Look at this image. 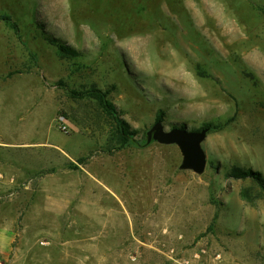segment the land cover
<instances>
[{"label": "rangeland", "instance_id": "374dc122", "mask_svg": "<svg viewBox=\"0 0 264 264\" xmlns=\"http://www.w3.org/2000/svg\"><path fill=\"white\" fill-rule=\"evenodd\" d=\"M0 14L20 28L0 19V94L55 89L83 145L58 176L15 179L0 160V264H264V0H0ZM93 87L139 141L161 112L166 129L234 119L209 130L198 174L177 144L122 146L98 99L67 90Z\"/></svg>", "mask_w": 264, "mask_h": 264}, {"label": "crops", "instance_id": "0c3cea01", "mask_svg": "<svg viewBox=\"0 0 264 264\" xmlns=\"http://www.w3.org/2000/svg\"><path fill=\"white\" fill-rule=\"evenodd\" d=\"M10 85L9 91L0 94V160H7L4 162L16 171L15 179L24 177L30 180L35 177V172L42 174L50 170L52 176H58L68 159H71L68 165L75 161L74 145L78 143L83 146L77 133L66 134L55 127L57 114L64 105L62 96L41 82L36 86L28 82L17 87H14L16 83ZM66 118L71 126L76 125L75 119ZM80 158L82 157L78 158L76 168L85 171L82 184L84 183L86 192L90 193L92 186L97 191L95 199L102 200L103 197H98V179L88 166H80ZM91 177L94 179L91 180ZM104 187L113 191L108 185Z\"/></svg>", "mask_w": 264, "mask_h": 264}, {"label": "trees", "instance_id": "16d2710c", "mask_svg": "<svg viewBox=\"0 0 264 264\" xmlns=\"http://www.w3.org/2000/svg\"><path fill=\"white\" fill-rule=\"evenodd\" d=\"M0 19L3 20L5 23H7L15 31L16 34L20 33L19 24L17 23V21L13 19L11 15L0 14ZM53 41L55 42L56 40H53ZM58 46L61 51L67 54H70V55L78 54L77 50H75L74 48L68 45H65L64 43H58ZM199 74L202 76L204 75L200 70H199ZM57 84L62 87H67L63 80L58 81ZM67 90L72 97L77 98V99H82V98H86L89 96H93L98 99L104 111L110 116H112L113 119L115 120L116 128L118 130L122 146H126L130 143L135 144L137 146H145L148 144L147 140L139 141L138 139H136L135 136L137 134V131L134 130L130 126V124L122 117L117 105L109 98V93H110L109 90H103L102 88H98V87H93V88H89L85 90H74V89H67ZM162 118H163V112L157 115V121H162L163 120ZM233 119L234 118H229L225 123H219V124L207 123L202 128H209V130L219 129L223 127L224 125H227L228 123H230ZM237 175L238 177H241V178L253 177L257 179L261 184H263L260 174L257 172L245 171Z\"/></svg>", "mask_w": 264, "mask_h": 264}, {"label": "water", "instance_id": "95a60500", "mask_svg": "<svg viewBox=\"0 0 264 264\" xmlns=\"http://www.w3.org/2000/svg\"><path fill=\"white\" fill-rule=\"evenodd\" d=\"M208 132L209 128L189 129L181 125L166 129L162 121H157L147 131V142L155 140L163 144H177L183 154L181 168L201 174L208 163L207 153L203 147Z\"/></svg>", "mask_w": 264, "mask_h": 264}, {"label": "built area", "instance_id": "2783aa9c", "mask_svg": "<svg viewBox=\"0 0 264 264\" xmlns=\"http://www.w3.org/2000/svg\"><path fill=\"white\" fill-rule=\"evenodd\" d=\"M57 127L59 130L68 133L71 129V125L64 114H59L56 119Z\"/></svg>", "mask_w": 264, "mask_h": 264}, {"label": "bare ground", "instance_id": "6f19581e", "mask_svg": "<svg viewBox=\"0 0 264 264\" xmlns=\"http://www.w3.org/2000/svg\"><path fill=\"white\" fill-rule=\"evenodd\" d=\"M114 222H116V221H114ZM118 222V221H117ZM120 225V224H119ZM115 226V225H114ZM111 227H113V226H111ZM120 228H121V226H120ZM118 229V228H117ZM112 230V229H111ZM116 230V229H115Z\"/></svg>", "mask_w": 264, "mask_h": 264}]
</instances>
